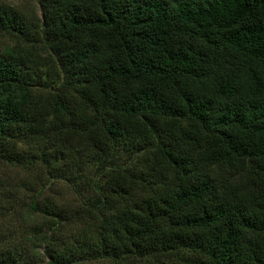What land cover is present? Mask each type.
I'll list each match as a JSON object with an SVG mask.
<instances>
[{
    "label": "trees",
    "instance_id": "obj_1",
    "mask_svg": "<svg viewBox=\"0 0 264 264\" xmlns=\"http://www.w3.org/2000/svg\"><path fill=\"white\" fill-rule=\"evenodd\" d=\"M36 2L0 5V264H264V0Z\"/></svg>",
    "mask_w": 264,
    "mask_h": 264
},
{
    "label": "rangeland",
    "instance_id": "obj_2",
    "mask_svg": "<svg viewBox=\"0 0 264 264\" xmlns=\"http://www.w3.org/2000/svg\"><path fill=\"white\" fill-rule=\"evenodd\" d=\"M0 5L15 8L25 15L35 12L39 14V8L36 0H0ZM62 192L65 196H67L66 191L62 190Z\"/></svg>",
    "mask_w": 264,
    "mask_h": 264
}]
</instances>
